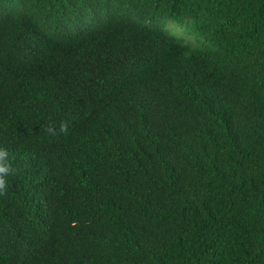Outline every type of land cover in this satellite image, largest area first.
<instances>
[{
	"label": "trees",
	"instance_id": "16d2710c",
	"mask_svg": "<svg viewBox=\"0 0 264 264\" xmlns=\"http://www.w3.org/2000/svg\"><path fill=\"white\" fill-rule=\"evenodd\" d=\"M0 148V264H264V0H0Z\"/></svg>",
	"mask_w": 264,
	"mask_h": 264
},
{
	"label": "clouds",
	"instance_id": "9594fccd",
	"mask_svg": "<svg viewBox=\"0 0 264 264\" xmlns=\"http://www.w3.org/2000/svg\"><path fill=\"white\" fill-rule=\"evenodd\" d=\"M60 130L61 132H66L67 125L62 122ZM48 131L50 134H56L51 128ZM17 171L11 164L8 151L0 148V197L6 196L8 191V177L15 175Z\"/></svg>",
	"mask_w": 264,
	"mask_h": 264
},
{
	"label": "rangeland",
	"instance_id": "374dc122",
	"mask_svg": "<svg viewBox=\"0 0 264 264\" xmlns=\"http://www.w3.org/2000/svg\"><path fill=\"white\" fill-rule=\"evenodd\" d=\"M172 25V23H169L168 25ZM172 27V26H171ZM175 33L176 34H179V35H182V33H183V30L182 29H179V28H177V27H175Z\"/></svg>",
	"mask_w": 264,
	"mask_h": 264
}]
</instances>
